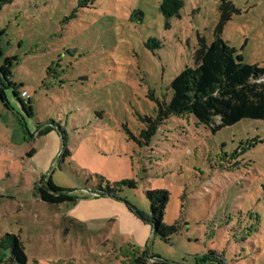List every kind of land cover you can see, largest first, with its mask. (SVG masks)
Masks as SVG:
<instances>
[{
    "label": "rangeland",
    "instance_id": "rangeland-1",
    "mask_svg": "<svg viewBox=\"0 0 264 264\" xmlns=\"http://www.w3.org/2000/svg\"><path fill=\"white\" fill-rule=\"evenodd\" d=\"M161 2L2 5L0 66L15 58L13 84L0 80V236L17 235L27 264H121L129 244L171 264H264V120L213 132L172 114L148 132L220 4L234 8L222 30L234 56L264 68V0H183L171 16ZM48 70L60 76L45 86ZM48 183L75 201L44 202ZM101 188L114 194L90 192ZM148 190L168 192L167 239Z\"/></svg>",
    "mask_w": 264,
    "mask_h": 264
},
{
    "label": "trees",
    "instance_id": "trees-1",
    "mask_svg": "<svg viewBox=\"0 0 264 264\" xmlns=\"http://www.w3.org/2000/svg\"><path fill=\"white\" fill-rule=\"evenodd\" d=\"M12 1L0 0V9L3 4ZM182 6L183 0H162L160 10L163 15L171 16L177 14ZM233 11L232 6L220 4L219 18L214 27L212 40L207 43L204 38L198 37V47L192 57V66L183 69L172 79L169 84L171 95L167 101L160 103L157 118L150 123L148 132L151 133L157 122L172 114L193 115L197 123L209 127L213 132L243 118L264 120V68L245 63L239 56H234L233 49L222 37L223 26L231 18ZM3 33L0 29V34ZM2 55L0 44V57ZM14 58L4 57V63L0 66L1 84L2 80L8 85L13 84L10 79V68L11 60ZM47 72L48 76L43 84L50 86L52 81L60 76V72H55L54 75L49 70ZM214 86L219 87L217 94L210 93ZM37 192L40 199L49 204L75 201L73 195L49 183L38 185ZM90 192L94 196L114 194L102 188ZM146 194L150 202L149 221L153 225V232L167 239L168 235L177 230L176 225L165 226L161 223L168 192L148 190ZM120 252L123 255L121 264H171L168 260L149 254L146 249H140L133 244L123 247ZM216 256V259L205 258L197 264H206L210 261L226 264L223 256L220 254ZM27 262L22 241L14 233H3L0 236V264Z\"/></svg>",
    "mask_w": 264,
    "mask_h": 264
},
{
    "label": "built area",
    "instance_id": "built-area-1",
    "mask_svg": "<svg viewBox=\"0 0 264 264\" xmlns=\"http://www.w3.org/2000/svg\"><path fill=\"white\" fill-rule=\"evenodd\" d=\"M20 97H21V98H27V97H28V93H27V91H26V90H22V91L20 92Z\"/></svg>",
    "mask_w": 264,
    "mask_h": 264
}]
</instances>
